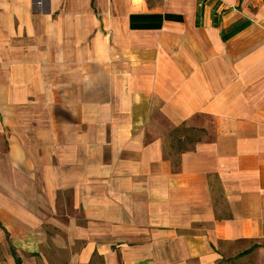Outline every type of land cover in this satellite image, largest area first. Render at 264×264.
Listing matches in <instances>:
<instances>
[{
  "label": "crops",
  "instance_id": "0c3cea01",
  "mask_svg": "<svg viewBox=\"0 0 264 264\" xmlns=\"http://www.w3.org/2000/svg\"><path fill=\"white\" fill-rule=\"evenodd\" d=\"M46 253L264 264V0H0V264Z\"/></svg>",
  "mask_w": 264,
  "mask_h": 264
},
{
  "label": "rangeland",
  "instance_id": "374dc122",
  "mask_svg": "<svg viewBox=\"0 0 264 264\" xmlns=\"http://www.w3.org/2000/svg\"><path fill=\"white\" fill-rule=\"evenodd\" d=\"M44 256H45V260H41L40 261V264H50V261L48 260V257H49V254H44ZM58 256H63V254H58ZM60 262H61V260H57V261H53L52 262V264H60ZM262 262V260L260 259V260H256L255 258H251L250 260H248V261H246V262H244L243 264H260ZM264 263V262H263Z\"/></svg>",
  "mask_w": 264,
  "mask_h": 264
},
{
  "label": "built area",
  "instance_id": "2783aa9c",
  "mask_svg": "<svg viewBox=\"0 0 264 264\" xmlns=\"http://www.w3.org/2000/svg\"><path fill=\"white\" fill-rule=\"evenodd\" d=\"M220 6H221V2H218L216 9H218Z\"/></svg>",
  "mask_w": 264,
  "mask_h": 264
}]
</instances>
